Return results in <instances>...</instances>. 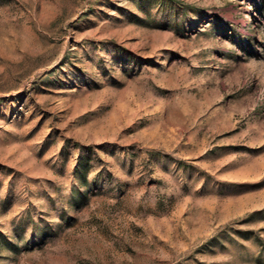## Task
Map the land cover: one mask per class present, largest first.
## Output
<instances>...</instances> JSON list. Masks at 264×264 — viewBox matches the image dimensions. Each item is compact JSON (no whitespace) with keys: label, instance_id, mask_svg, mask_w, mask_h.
<instances>
[{"label":"rangeland","instance_id":"rangeland-1","mask_svg":"<svg viewBox=\"0 0 264 264\" xmlns=\"http://www.w3.org/2000/svg\"><path fill=\"white\" fill-rule=\"evenodd\" d=\"M0 264H264V0H0Z\"/></svg>","mask_w":264,"mask_h":264},{"label":"trees","instance_id":"trees-1","mask_svg":"<svg viewBox=\"0 0 264 264\" xmlns=\"http://www.w3.org/2000/svg\"><path fill=\"white\" fill-rule=\"evenodd\" d=\"M180 3H182V2L180 1ZM251 215H253V213Z\"/></svg>","mask_w":264,"mask_h":264}]
</instances>
